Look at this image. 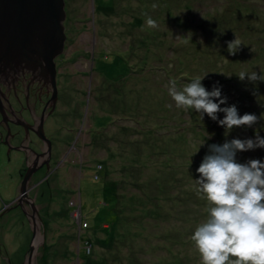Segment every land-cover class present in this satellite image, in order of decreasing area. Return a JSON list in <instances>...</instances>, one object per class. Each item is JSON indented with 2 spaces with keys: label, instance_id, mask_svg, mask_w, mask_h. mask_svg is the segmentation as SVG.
I'll return each mask as SVG.
<instances>
[{
  "label": "rangeland",
  "instance_id": "obj_1",
  "mask_svg": "<svg viewBox=\"0 0 264 264\" xmlns=\"http://www.w3.org/2000/svg\"><path fill=\"white\" fill-rule=\"evenodd\" d=\"M65 8L60 102L47 134L56 146L66 142L67 155L75 147L68 161L76 166L66 179L58 171L51 197L37 200L39 206L36 192L47 183L36 181L42 172L33 177L37 187L22 202L40 207L43 221L31 219L25 205L8 207L24 170L0 148V264H23L30 245L34 264H203L191 236L211 205L196 194V168L210 144L264 137V119L225 135L207 114L201 120L194 110L178 109L168 85L206 72L204 87L219 86L227 98L221 107L264 116V81L237 76L264 73V0H65ZM235 38L243 44L229 55L227 42ZM97 85L108 88L100 97ZM235 159L264 161V148L237 151ZM105 178L118 181V199L103 195Z\"/></svg>",
  "mask_w": 264,
  "mask_h": 264
},
{
  "label": "clouds",
  "instance_id": "obj_2",
  "mask_svg": "<svg viewBox=\"0 0 264 264\" xmlns=\"http://www.w3.org/2000/svg\"><path fill=\"white\" fill-rule=\"evenodd\" d=\"M148 24L152 28L157 27L151 19ZM242 44L238 38L228 41L229 55H235ZM205 73L192 78L182 89L175 79L169 81L168 93L178 109L185 112L194 110L201 120L207 114L225 129V135L234 126L251 127L258 119H264L262 115L258 118L251 113L239 115L235 105L221 107L227 98L219 86H214L211 91L204 87L201 81ZM237 76L241 81L246 77L251 82L264 81V73L258 75L256 71L241 72ZM219 112L224 113L222 119H217ZM258 147L264 148V137L259 134L254 140L233 138L222 144H210L208 154L196 168L199 173L194 180L196 194L211 205L207 219L196 227L191 236L203 264H228L230 256L235 257L231 264H264V161L250 159L246 163H238L235 159L237 151ZM51 192L50 189L43 198H50Z\"/></svg>",
  "mask_w": 264,
  "mask_h": 264
},
{
  "label": "water",
  "instance_id": "obj_3",
  "mask_svg": "<svg viewBox=\"0 0 264 264\" xmlns=\"http://www.w3.org/2000/svg\"><path fill=\"white\" fill-rule=\"evenodd\" d=\"M65 18V0H0V97L2 87L14 84L17 81L13 79L14 74L17 76L19 73H31L38 82H44L51 88L52 96L56 95L55 59L65 48ZM49 101L53 102L52 98ZM42 125L43 123L35 129V134L46 142L48 150L50 140L45 136ZM8 145L14 150L22 149L11 143ZM36 161L27 165L19 196L8 207L20 206L22 200L29 201L28 192L35 186L30 184V179L38 169ZM43 180L44 178L36 181L40 184ZM33 209L36 211L35 207ZM28 216L41 220L38 211ZM29 250H32V245Z\"/></svg>",
  "mask_w": 264,
  "mask_h": 264
},
{
  "label": "flooded vegetation",
  "instance_id": "obj_4",
  "mask_svg": "<svg viewBox=\"0 0 264 264\" xmlns=\"http://www.w3.org/2000/svg\"><path fill=\"white\" fill-rule=\"evenodd\" d=\"M61 56L56 59L57 96L55 100L52 99L53 102L49 101L52 95L51 88L46 86L44 82H38L36 80L37 78L31 73H19L15 77L17 81L14 84L2 87L3 93L0 97V104L2 103L0 107V148L3 147L7 152V161L13 160L14 154L20 160L19 164L23 166V170L25 171L26 163H30L33 159L34 161L37 160L35 166L38 169L33 176L37 179V176L42 172L44 182L49 183L50 189L54 184L50 180L56 172L61 171L62 176L66 179L69 174H72V166H76V163L73 164V162L68 161V158L73 153L70 150L75 147L68 148L67 150L70 155H67V151L64 153L63 150L66 142L62 141L61 144L56 146L53 139L47 134V130L53 128L56 110L60 102L58 85L61 72L59 65ZM38 92L42 94V101L38 99ZM3 94L4 98H2ZM88 98H90V93L88 94ZM13 111L16 112L15 115L9 113ZM42 115H45L44 118H42ZM42 123L44 134L50 140V149L48 150L46 142L41 137L35 135V129ZM8 127L10 133H8ZM8 143L21 147L22 149L14 150ZM9 148H11L10 151H8ZM77 159L78 164L82 166L84 161H80V157H76ZM45 161L48 163H45ZM35 200L36 205L39 206L37 197ZM23 211L27 215L37 211L40 213V207H37V210L33 211V209L25 205Z\"/></svg>",
  "mask_w": 264,
  "mask_h": 264
},
{
  "label": "trees",
  "instance_id": "obj_5",
  "mask_svg": "<svg viewBox=\"0 0 264 264\" xmlns=\"http://www.w3.org/2000/svg\"><path fill=\"white\" fill-rule=\"evenodd\" d=\"M148 18V17H147ZM248 54H249V51L247 52ZM183 78H185V80H188V78H187V76H183ZM182 79V78H181ZM182 81H184V80H182ZM207 82H212V80H206ZM98 86L99 85H97L96 86V89H97V96L98 97H100L101 96V94H103L104 93V91L106 90V89H108L107 87H104V88H102V90L100 89V88H98ZM178 86H180V88L181 87H183V83H180V84H178ZM108 98H104L103 100H107ZM117 105V104H116ZM118 106H121V103L120 104H118ZM188 113L190 112V111H187ZM93 127V126H92ZM36 135V134H35ZM37 136V135H36ZM122 142L123 143H126V137L125 136H123L122 137ZM126 146H124V148H125ZM203 150V149H202ZM202 152V151H201ZM96 172H97V170H96ZM96 172L94 173V176L96 175ZM55 175H57V176H55ZM55 175H54V179H53V182L59 177V175H58V172H56L55 173ZM104 181V185H103V191H102V193H103V195L104 196H106V197H108V198H114V199H118V197L117 196H119V193L117 192V190H116V188H115V186H116V183L118 184V181L116 180V179H111V180H108V179H104L103 180ZM43 182H41L40 184H42ZM39 184V185H40ZM48 193V192H50V187H49V183L47 184V189H45V190H39V191H37L36 192V194H37V200L39 201H41V199L44 197V195H45V193ZM71 202V201H70ZM45 202H42L41 201V203L39 202V204H44ZM122 204V203H121ZM72 205H76V207H77V204H73L72 203ZM46 207H47V205H46ZM76 207L73 209V210H75L76 209ZM72 210V211H73ZM79 210H80V205H79ZM122 211H123V209H122ZM122 211L121 210H118V211H116V215H122L123 213H122ZM41 212V211H40ZM40 216H41V213H40ZM42 219V218H41ZM42 221H43V219H42ZM110 224V223H109ZM109 224H107V225H109ZM112 224H114V223H112ZM87 226V225H86ZM88 226H90V223L88 224ZM101 229H107L105 226H102V227H100ZM114 231H113V234H114V236H115V238H117V235L119 234V231L117 230V228H115V226H114Z\"/></svg>",
  "mask_w": 264,
  "mask_h": 264
},
{
  "label": "bare ground",
  "instance_id": "obj_6",
  "mask_svg": "<svg viewBox=\"0 0 264 264\" xmlns=\"http://www.w3.org/2000/svg\"><path fill=\"white\" fill-rule=\"evenodd\" d=\"M65 49L66 48H64V51H65ZM64 51H63V55H64ZM166 161H170L169 159H167ZM29 163H26V169H27V165H28ZM25 169V170H26ZM36 172V171H35ZM34 172V173H35ZM33 173V174H34ZM55 176H57V175H55ZM33 175H32V177H31V179H30V183L31 182H33V181H35V179H33ZM25 204L22 202V205L21 206H24ZM26 215H27V213L25 212V211H23ZM8 242L9 243H15L12 239H8ZM17 248H19V250H22V246H20V245H17V247H16V249ZM35 253L36 252H34V251H32V250H28V249H24L23 250V255H24V261H23V264H34V259H35ZM40 258V257H39ZM38 260V259H37ZM37 262V261H36ZM49 263V262H48Z\"/></svg>",
  "mask_w": 264,
  "mask_h": 264
}]
</instances>
